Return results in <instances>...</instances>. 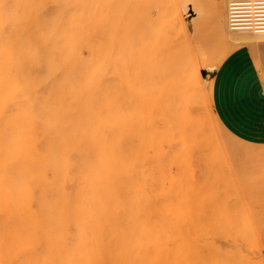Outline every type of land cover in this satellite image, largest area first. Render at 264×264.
I'll list each match as a JSON object with an SVG mask.
<instances>
[{"label": "rangeland", "instance_id": "374dc122", "mask_svg": "<svg viewBox=\"0 0 264 264\" xmlns=\"http://www.w3.org/2000/svg\"><path fill=\"white\" fill-rule=\"evenodd\" d=\"M136 1L143 0H86L95 14L94 21L91 25L85 24V28L93 29L94 34L84 43L82 55L90 60L99 56L101 51L114 47L115 85L118 84L119 92L114 91L120 95L121 103L111 111L120 123L119 150L121 153L124 149L125 135L134 159L139 158L142 165L137 164L135 175L130 178L119 181L108 175L73 178L65 183L66 189L58 191L53 188L61 187L63 180H53L48 170L46 179L40 182L41 187L15 194L6 207L21 205L25 200L37 207L45 198L60 199L69 194L68 223L48 232L47 237L68 235L89 242L113 244L118 242L117 220L121 211L127 213L130 207L139 214L134 225L126 226L127 237L134 243L141 238L145 240L148 234L145 214L152 207L160 206L170 215H179L176 222L183 229L181 245L184 247L176 250L183 254L185 264H224L226 259L219 251L208 247L209 243L206 248L204 243L209 241L213 232L215 235L211 236L210 245L217 243L214 244L218 245L217 250H225L229 243L232 248L228 236L231 232L233 237L241 240V245L247 247L244 241H250L245 239L248 234L238 239L239 235L246 233L241 230L243 227L239 229V225L250 229L247 233L253 235L255 248L241 250V245L238 249L235 244V252L243 251L236 257L245 258L247 255L250 264H261L259 246L264 241V62L254 57L249 45L232 44L224 39L213 16L215 2L219 0H146L140 3L142 6L134 5ZM187 2L192 6H203V11L187 16L184 5ZM134 7L142 12L141 16L150 17L145 30V21L142 26V22L134 18ZM232 52L236 56H246V74L251 77L253 85L249 89L256 91L257 100L253 97L244 104V114L248 119L253 116L257 119V128L261 129L257 134H238L223 122L216 110L215 74ZM139 66L144 70L140 69L142 73L146 67H151L150 71L147 70L151 79L142 81L144 78L136 76ZM109 76L110 72L106 78ZM161 84L169 88L171 96L164 95ZM178 84L183 86L181 99H176L169 87ZM162 95L170 96L169 106L166 107L168 102L164 104ZM159 97L163 98L162 101ZM158 106L162 107L161 112ZM103 153L106 155L107 151ZM185 211H189L188 214ZM20 217L16 214L12 224L22 226ZM217 221L222 227H228L229 230L224 232L230 231L224 235L227 240L221 238L223 233L218 231L221 224ZM235 223L239 227H233ZM212 229H217L218 236ZM204 233L206 242L201 241ZM201 243L205 248L200 246ZM237 244L240 243L237 241ZM168 246V250L172 248L171 252L173 246ZM195 246L203 248L206 256ZM207 251H213V260H209ZM207 254L209 262H201V256L206 260ZM134 255L135 264H144L140 252ZM229 258L234 260L230 264L237 263L232 253ZM73 264L82 262L75 259Z\"/></svg>", "mask_w": 264, "mask_h": 264}, {"label": "bare ground", "instance_id": "6f19581e", "mask_svg": "<svg viewBox=\"0 0 264 264\" xmlns=\"http://www.w3.org/2000/svg\"><path fill=\"white\" fill-rule=\"evenodd\" d=\"M234 1L245 0L215 2L213 16L218 28L227 42L249 45L254 57L264 62V37L249 31H232L229 27L228 6ZM142 2L136 1L134 5ZM184 5L187 16L203 11L200 5L192 6L188 2ZM137 7L132 10L134 18L137 22L141 21L142 26L145 23V30L150 17L141 16L142 12H138ZM91 10L86 0H0V264H73L75 259L82 264H135V252L141 253L144 264H185L183 254H178L176 250L184 247L181 245L183 229L176 222L179 215L171 216L160 206L152 207L145 214L148 234L145 240L141 238L134 243L127 237L126 226L134 225L139 214L130 207L127 213L121 211L117 220L118 242L113 244L89 242L82 237L68 235L47 237L48 232L68 223L69 194L60 199L45 198L37 207L26 200L21 205L6 207L15 194L41 187L40 182L46 179L48 170L53 180H63L61 187L53 188L58 191L66 189L65 183L73 178H98L102 175L117 181L130 178L135 175L137 164L142 165L139 158L137 161L134 159L125 135L124 149L121 153L119 150L120 123L111 111L121 103L120 95L115 93L116 90L119 92V87L115 85L114 47L101 51L99 56L90 60L82 55L84 43L90 41L94 34L93 29L85 28V24L91 25L94 21L95 13ZM145 45L148 46V43ZM145 45L144 50L147 49ZM139 67L136 76L144 78L142 81L151 79L148 78L151 67H146L148 73H142V67ZM109 72L111 76L106 78ZM164 86L161 91L171 96L169 88ZM169 87L176 99L182 98V85ZM103 95L106 96L103 98ZM170 96H163L164 104L168 102L166 107L170 105ZM73 98L76 100L72 101ZM161 106L158 107L161 109ZM106 151L105 155L103 152ZM16 214L21 215L22 226L12 224ZM216 223L221 224L220 230L216 227L220 234L223 233L221 238L225 239L224 235L230 232L224 233L229 230L228 227L224 225L226 229L222 231L225 227L219 221ZM235 224H232L233 227H243L241 230L246 232L238 239L248 234L245 239L250 241H244L247 247L242 244L244 248L241 240L233 237L231 232L232 235L228 236L231 237L232 248L228 243L226 251L217 250L218 245H214L217 243L210 245L211 236L215 235L213 232L209 234V241L204 240L206 233L201 241L206 242H203L206 248L219 251L226 259L224 264L234 261L229 258L230 253L237 258V263L231 264H240L241 261L244 262L241 264H250L247 255L243 256L244 259L236 256L237 253L242 254L243 249L255 248L253 235L247 233L250 231L248 227ZM214 229L212 231L219 234ZM203 243L200 246L205 248ZM169 244L173 246L171 252ZM235 244L242 249L235 252ZM261 244V264H264V241ZM196 246L194 248L200 249ZM197 251L200 253L203 248ZM207 253L210 257L207 254V259L202 260L201 256V262L209 258L213 260V251Z\"/></svg>", "mask_w": 264, "mask_h": 264}, {"label": "crops", "instance_id": "0c3cea01", "mask_svg": "<svg viewBox=\"0 0 264 264\" xmlns=\"http://www.w3.org/2000/svg\"><path fill=\"white\" fill-rule=\"evenodd\" d=\"M244 59L246 56H236L232 52L218 68L214 78L215 104L221 119L229 128L240 135L249 136L261 129L257 128L258 121L254 116L248 119L244 114V104L253 100V97L257 100L256 91L249 89L253 85L250 83L251 77L246 74L248 64Z\"/></svg>", "mask_w": 264, "mask_h": 264}, {"label": "built area", "instance_id": "2783aa9c", "mask_svg": "<svg viewBox=\"0 0 264 264\" xmlns=\"http://www.w3.org/2000/svg\"><path fill=\"white\" fill-rule=\"evenodd\" d=\"M228 23L232 31H249L264 37V0L234 1L228 6Z\"/></svg>", "mask_w": 264, "mask_h": 264}]
</instances>
